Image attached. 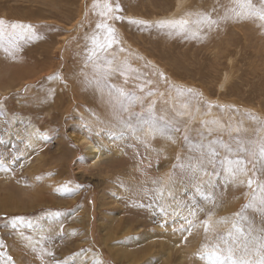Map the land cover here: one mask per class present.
Wrapping results in <instances>:
<instances>
[{
    "label": "rangeland",
    "instance_id": "obj_1",
    "mask_svg": "<svg viewBox=\"0 0 264 264\" xmlns=\"http://www.w3.org/2000/svg\"><path fill=\"white\" fill-rule=\"evenodd\" d=\"M96 2L0 0V264H220L217 251L230 264L220 238L237 235L233 225L253 235L264 227L247 177L227 182L217 165V175L209 167L193 179L189 164L198 153L182 133L176 142L153 136L134 116L128 120L139 105L125 111L118 93L94 82L91 37L102 35V20L111 24L119 42L100 62L114 58L138 70L140 79L125 85L117 74L110 83L134 90L151 80L145 92L158 94L145 104L155 100L158 115L189 105L178 119L193 144L205 132L202 142L237 149L240 140L250 148L264 138L249 115L264 121V22L225 19L232 0H111L123 20L99 16ZM205 13L218 20L211 30L197 24ZM181 19L189 20L187 31L158 26ZM13 23L33 31L21 35ZM213 120L209 137L203 121ZM78 134L102 136L98 163L86 161Z\"/></svg>",
    "mask_w": 264,
    "mask_h": 264
},
{
    "label": "snow or ice",
    "instance_id": "obj_2",
    "mask_svg": "<svg viewBox=\"0 0 264 264\" xmlns=\"http://www.w3.org/2000/svg\"><path fill=\"white\" fill-rule=\"evenodd\" d=\"M232 3L236 5L234 8H230L229 11L232 13L231 16H225V19H237V20H259L264 22V0H232ZM95 9H99L98 15L104 17L105 19L111 18L113 20H123L122 16L115 15L116 12L123 11L119 6H113L111 0H97L94 5ZM133 25L144 24L141 20H130L128 21ZM198 25H206L209 30L213 26L218 25V20L212 18L211 15L202 14V19L197 21ZM4 25L5 21L0 19V44L3 42L4 38ZM189 25V20H167L159 23V27H172L179 28L182 31H187ZM97 29L102 31V35H93L91 37V43L93 45L91 51V57L95 58V63L93 65L94 71L96 73L94 77V82L97 84H103L106 88L111 91L114 90L118 93L119 97L122 98V107L125 111L133 109L136 105H139L142 111L140 112H130L128 120H132L133 116L140 125H148L147 131L153 136L156 133L167 136L172 142H176L175 134H183V140L193 145L197 151V155L192 157V162L189 164L190 171L192 172L193 179H199L201 176L209 175L208 168L213 169L212 175H217L215 168L217 165L226 168L228 176L226 177L227 182H236L238 176L243 175L247 177V187L252 190L253 201L258 199L259 205L264 208V138L260 139L258 142H251L250 148L243 147V141L237 140L236 143L239 145L237 149H233L230 145L225 144L222 140H211L208 139L202 142L205 138V132H198L197 134L202 138V141H198L193 144L189 135L187 134V122L181 125V119L185 115H189L187 109L189 105L184 103L181 105L185 111L176 113L173 116H167L166 114H157L156 101L150 100L148 104H145V100L149 97L155 96L158 93L155 90L149 89L145 92L146 85L152 83L151 80H144L143 83L133 84L134 90H128L125 87H117L116 85L110 83V79L119 75L124 78V84L127 85L129 80L140 79L138 70L131 67L127 62L121 65H117L114 58L104 59L103 63L100 62L101 54L106 53L108 49H111L119 41L116 35V29L112 27L111 24L105 23L103 20L97 24ZM264 27V23L261 24ZM12 30H19L20 34L23 35L25 31L32 32V26L22 23H13L10 25ZM7 51V49H6ZM123 51V49H121ZM130 73H137L136 76L130 75ZM160 76L163 78V74ZM143 93V95L137 94ZM181 95H184L185 90L177 89ZM188 95L192 97H200L202 94L192 92V90H187ZM163 96V93H159ZM214 105L208 103L206 115H210V110ZM199 112V108H196ZM146 113V114H145ZM250 118L257 121L259 124L257 132L264 131V121L259 120V118L251 116ZM194 120V116L191 117ZM209 123L218 124L219 122L213 120L203 121L204 128L206 130L207 136L212 135L213 129L208 127ZM131 127L130 124L126 125ZM122 135V134H121ZM216 144H220L222 148L225 149L227 155L221 157L220 152L215 147ZM239 152H245L247 155L252 157L251 160H245L238 157ZM230 156H236L237 158H230ZM250 165V166H249ZM243 183V181H241ZM197 191H200V187L197 186ZM209 199V197H205ZM253 204H249V207H253ZM201 211L203 209H200ZM190 215H195V212L191 209L189 210ZM191 223V221H188ZM226 222V221H224ZM206 227H211L210 218L205 222ZM237 235H233L229 232L227 236L221 237L220 239L226 245H228L227 260L230 264H264V227L259 230V234L253 235V229L249 228L247 232L244 229L233 225ZM231 241V243H229ZM239 252L240 255L236 256L235 253ZM217 259L220 264H225L223 258L219 251H217Z\"/></svg>",
    "mask_w": 264,
    "mask_h": 264
},
{
    "label": "bare ground",
    "instance_id": "obj_3",
    "mask_svg": "<svg viewBox=\"0 0 264 264\" xmlns=\"http://www.w3.org/2000/svg\"><path fill=\"white\" fill-rule=\"evenodd\" d=\"M104 97V96H103ZM113 105V104H112ZM119 106V105H118ZM121 106V105H120ZM112 109V108H111ZM114 109V108H113ZM113 111H117V110H113ZM111 112V111H110ZM112 113V112H111ZM114 113V112H113ZM211 117V116H210ZM116 128V127H115ZM78 133V132H77ZM102 136L95 134L94 137H89L87 135H76L75 137V141H77L81 146L84 147V149L86 150V161L91 164L94 165L96 163H98L97 161H99L100 157L102 155H100V150H101V140ZM104 141H108V137L103 138ZM113 142V141H111ZM103 148V147H102ZM168 152V151H167ZM103 153V152H102ZM101 153V154H102ZM90 165V166H91ZM173 171V170H172ZM176 185V183H175ZM244 191V190H243Z\"/></svg>",
    "mask_w": 264,
    "mask_h": 264
}]
</instances>
